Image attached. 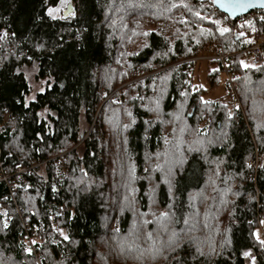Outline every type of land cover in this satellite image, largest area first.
Here are the masks:
<instances>
[{"label": "trees", "instance_id": "16d2710c", "mask_svg": "<svg viewBox=\"0 0 264 264\" xmlns=\"http://www.w3.org/2000/svg\"><path fill=\"white\" fill-rule=\"evenodd\" d=\"M60 1L0 0V163L30 166L66 151L63 176L49 162L14 188L0 182V264H142L128 256L145 254L151 264H246L245 252L264 264V159L254 180L247 165L249 128L264 151V110L256 111L264 106V47L255 65L242 52L232 56L244 117L227 100H203L207 89L190 77L197 61L187 60L209 43L243 50L253 43L246 31L264 34V24L253 15L240 26L241 16L227 17L212 0H70V13L50 15ZM222 19L228 31L218 29ZM168 23L183 31L173 41L158 30ZM32 63L45 86L29 98L22 67ZM208 63V79L219 84V65ZM123 107L127 120L112 123L107 117ZM94 116L83 137L81 121ZM221 128L220 141L210 138ZM219 196L227 198V241L207 251Z\"/></svg>", "mask_w": 264, "mask_h": 264}, {"label": "rangeland", "instance_id": "374dc122", "mask_svg": "<svg viewBox=\"0 0 264 264\" xmlns=\"http://www.w3.org/2000/svg\"><path fill=\"white\" fill-rule=\"evenodd\" d=\"M68 4H71V6H73V3L70 2V0H63V2L61 0L60 3L57 6V8H59V11H56L59 14L58 13H55L53 11V13L51 15L55 16V15L65 14L66 12H68V11H66ZM142 27H143V29H145L144 26H142ZM146 27H147V29H149V28L152 29L153 28V26H150V27L146 26ZM228 28H229L228 23L224 19H222V21L218 25V29L219 30H224V29H228ZM158 30L161 31L165 36H167V38L170 41H173L174 39L178 38L179 35H180V33L183 32L182 30L180 31L178 29V27L175 26L173 23H168V24H166V26H164V25L159 26V29ZM176 64H177V62H176ZM173 65L174 64H168L165 67L157 68L155 70H152L149 73H143V74H141V75H139L137 77L130 78L129 80H126L125 82L119 84L114 90L116 91V90H118L120 88H123L124 86L130 84V83H133V82H135V81H137L139 79L144 78L147 75H150V74H153V73L162 71L163 69L168 68V67L173 66ZM213 68H214V65L209 64L206 61H202V60L197 61V63L193 66L192 70L190 71L191 83L194 86H196V87L203 86V87H205L207 89V93L202 96V99L203 100L205 98H208V99H211V100L212 99L213 100L216 99V100H218L220 102H224L225 101V103H226V100H227V103L229 104L230 103L229 97H226V99L223 98L224 97L223 95H226V93L222 89V86L220 84H216V83L214 85V82H212V80H209L208 79V73L210 72L209 70H213ZM22 71L24 72V74L26 76V79L28 80V82L30 84V93H31V95L29 96V98L30 97H33L36 92L43 90V88L45 86V79H38V78H36L37 67H36V64L35 63H32L30 65H24L22 67ZM209 83H211V86H209ZM262 92L264 93V89L262 90ZM261 102H262V104H264V98H263V101H261ZM229 109L231 111H234L230 107V104H229ZM125 110H126L125 107H123L122 110H121L122 113H120L121 115L117 114V112L115 111L114 113H112L110 115L112 117L108 116L107 118H110V120H111L112 123L114 122V120L117 121V119L120 116L121 117H124L125 116L124 119L127 120V114H126ZM263 110H264V106H262L261 108L257 109L256 111H259L260 115H262L263 114ZM244 112H245V114L247 113L245 110H244ZM246 116H247V114H246ZM95 117L96 116H94L92 122H90V123H88V122H86V121H84L82 119L83 121H81V124H82L81 131L83 133L82 134L83 137H85L92 130V126H94V124H95V122H94L95 121ZM112 118H113V120H112ZM109 127H110V123H109V119H108L106 121V128H109ZM109 129H111V128H109ZM120 129H122V128H120ZM221 129L222 130H218L216 132V134L212 135L210 138H215L214 141H216V140L217 141H220L219 140L220 139L219 137H221V135L223 136V133H224V129L223 128H221ZM260 129L262 130L263 128H260ZM249 130H250L249 131L250 132V135L252 136V139L254 140V148H253V156L248 161L247 165H248V168L250 170L249 178L254 180V178L256 176L255 173L258 170V167L260 166L261 161L264 159V151L263 152L260 151L259 146H258V143H256V141H255V139H256L255 138L256 137V131L253 132V128H249ZM214 141L212 140L210 142V144H213L212 142H214ZM80 144H81V142L79 141V144H77L75 146L77 147ZM58 153H63L64 155H63L62 159L59 161L58 166L55 167V169H56L57 174L59 176H63L65 174L64 159L63 158H65L64 156L66 154V151H61V152H58ZM58 153L56 155H58ZM56 155H54V156H56ZM35 164H36V162H35ZM31 165H34V163H32ZM37 166H39V165H37ZM43 167H45V166H43ZM40 173H42V168L41 167H40ZM234 177L235 176L231 175V173L230 174H227L226 177H225L226 178V183L228 185H231V184L233 185L234 182H233L232 178L234 179ZM254 185H255L254 186V188H255V195L254 196L257 198V204H258V206L261 207L260 206L261 205V201H259L261 199L259 198L260 197V192H259L258 184L255 183ZM219 199L222 200L223 203L220 202V205L221 206L218 207V210L215 209V213H214L215 216H214L213 220H216L217 221V228L216 229H210V233L212 234L210 238L212 239V242L210 244L209 242L207 243L205 241L206 247H207V248L205 247V249H207V251L208 250L214 251L215 248H217V249L219 248V250H222L221 248L224 247L225 240L227 241V237L223 233V231L225 230V226H224V224L222 222H220L221 221L220 220V217H222V215H220V213H223L222 211H220V208H221V210H225L226 209V205L225 204L227 202V198H224L223 196H219ZM196 208H198V206H195V209ZM257 218H258L259 221H262L263 224H264V220H261V219H264V214H261V212H259ZM60 233L64 235V232L61 229H60ZM207 233H208V231H207ZM34 234H37L38 235V233H36V232ZM30 237H28L26 239L27 250H31L32 249V246H33V243L34 242H37L38 239H39V237L37 239H34L32 237L30 238ZM205 238L207 239L206 236H205ZM207 244H210L212 248H208ZM26 252H30V251H26ZM205 252L206 251H203L201 254H203ZM220 253H223V251L220 252ZM212 255H210V256L212 257ZM150 256L151 255H149V254H145L143 256V258H141V257L140 258L139 257L136 258V257L130 255V256H128V258L130 260H132L133 263H135V261H136V262H140L142 264H151V263H153V259L150 258ZM200 262L201 261H197V262H195V264H199ZM245 262H246V264H249L250 262H252V254H249V256H245Z\"/></svg>", "mask_w": 264, "mask_h": 264}, {"label": "built area", "instance_id": "2783aa9c", "mask_svg": "<svg viewBox=\"0 0 264 264\" xmlns=\"http://www.w3.org/2000/svg\"><path fill=\"white\" fill-rule=\"evenodd\" d=\"M256 16L260 22L264 24V9H256L251 14L249 12L246 15L241 16L237 19V24L242 25L243 22L250 19L252 16ZM246 35H249L253 39V43H251L247 48L240 50L238 52H225L222 48L217 47L215 43H209L204 46L199 52L191 58L187 60L194 61H206V62H216L220 67V72L217 77L218 83L222 86L224 92L229 96L230 99V107L234 111H239L243 113V110L240 108L239 97L236 93V83L235 80L238 77V73L232 70V56L236 53H244L246 58L250 61L251 64H258L263 60V47H264V34H262L258 29H252L250 31H246ZM63 154H58L49 159L42 160L34 165H24L23 163H19L13 167L7 168L0 163V182H4L11 188H14L17 185V180L23 177L24 173L30 172L34 166L45 165L46 163L51 162L52 166H58L59 161L62 159ZM34 239L38 237L33 235ZM262 238H264V233L262 234Z\"/></svg>", "mask_w": 264, "mask_h": 264}, {"label": "water", "instance_id": "95a60500", "mask_svg": "<svg viewBox=\"0 0 264 264\" xmlns=\"http://www.w3.org/2000/svg\"><path fill=\"white\" fill-rule=\"evenodd\" d=\"M232 3H235V0H212L213 6L231 19L246 15L256 9H264V0H243L244 7L229 8L228 5ZM66 11L68 12L64 15L72 11L71 4L67 5ZM249 264H253V262H250Z\"/></svg>", "mask_w": 264, "mask_h": 264}, {"label": "snow or ice", "instance_id": "6c2138e0", "mask_svg": "<svg viewBox=\"0 0 264 264\" xmlns=\"http://www.w3.org/2000/svg\"><path fill=\"white\" fill-rule=\"evenodd\" d=\"M62 2H63V0H62ZM228 7L229 8L244 7L243 0H235V3L229 4ZM53 11H59V8H57V9L49 8L48 9V12H49L50 15L53 13ZM223 31H228V30L227 29H224ZM241 65L243 67H245V68H247V67H254V65H248V64H245L244 62H241ZM229 115H231V114H229ZM161 215H166V214H161ZM5 227H7L6 224H5ZM65 239H68V237H65ZM261 244L264 245V241H261ZM26 251H30V250H26ZM244 255L245 256H249V253L248 252H245Z\"/></svg>", "mask_w": 264, "mask_h": 264}, {"label": "bare ground", "instance_id": "6f19581e", "mask_svg": "<svg viewBox=\"0 0 264 264\" xmlns=\"http://www.w3.org/2000/svg\"><path fill=\"white\" fill-rule=\"evenodd\" d=\"M239 103H240V108L243 110V107H242V105H241L240 100H239ZM235 112L241 114L242 117H244V111H243V113H242V112H239V111H235ZM58 154H63V153H58ZM63 155H64V154H63ZM261 214H263V213H261ZM257 217H258V215H257ZM261 220H263V219H261ZM258 221H259V220H258V218H257V224H258V227H257V240H259V241L261 242V241H264V238H262V234L264 233V224H263L262 221H259V222H258ZM33 235L38 236L37 234L32 233V234H31V237H33ZM31 237H30V238H31Z\"/></svg>", "mask_w": 264, "mask_h": 264}]
</instances>
